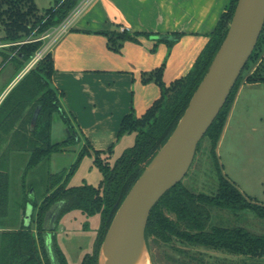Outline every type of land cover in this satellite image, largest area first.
Instances as JSON below:
<instances>
[{
  "label": "trees",
  "instance_id": "16d2710c",
  "mask_svg": "<svg viewBox=\"0 0 264 264\" xmlns=\"http://www.w3.org/2000/svg\"><path fill=\"white\" fill-rule=\"evenodd\" d=\"M238 1H229L208 44L186 76L167 85L163 80L165 65L142 75L144 84L156 83L160 87L161 96L143 115H136L132 109L124 118L119 138L134 134L135 141L113 165L109 161L112 149L107 152L93 150L94 162L103 177L98 187L88 184L69 186L82 159L92 155L88 143L80 149L70 169L51 171L54 155L72 151L81 142L72 119L63 108L60 94L53 86L55 64L52 54H47L22 78L0 106V150L5 145L4 151L0 152V228L5 229L0 234V264H68L56 242L55 231L51 233L50 245V234L44 229L45 216L56 204L60 207L57 223L63 215L74 210L87 216L100 215L101 226L94 253L86 255L82 262L99 264L101 246L118 209L178 126L227 36ZM79 2L53 0L50 9L41 11L35 0H0V42L10 44L9 53L2 54L3 63L13 64L17 71L25 68L43 45V41L37 39L62 24ZM100 33L107 37L108 46L116 52L125 42L138 43L139 37L149 36L130 33L126 29ZM255 63L254 71L244 76ZM243 80L251 85L264 84V30L228 101L201 141L209 142L218 191L215 194L196 193L182 180L164 194L152 209L145 232L153 264H156L153 244L175 252L171 255L174 264H235L210 261L211 256L207 258L201 250L240 257L243 264H264V233L257 234L242 226H230L223 221L214 223L213 220L214 213L237 215L249 211L264 221V205L245 196L226 177L217 153ZM58 119L67 134L62 141L53 139V127ZM17 161L25 163L20 201L14 198L12 191V169ZM32 171L44 177L28 184L27 178ZM37 187L44 190L41 203L35 197ZM30 205L33 215L31 223L27 224L25 216Z\"/></svg>",
  "mask_w": 264,
  "mask_h": 264
},
{
  "label": "crops",
  "instance_id": "0c3cea01",
  "mask_svg": "<svg viewBox=\"0 0 264 264\" xmlns=\"http://www.w3.org/2000/svg\"><path fill=\"white\" fill-rule=\"evenodd\" d=\"M229 1L97 0L84 12L51 51L55 64L53 86L79 133L80 148L88 143L92 147L90 157L95 159L93 150L114 152L132 136L119 138L124 118L132 109L136 115H143L161 96L160 87L156 83L144 84L142 75L165 65L163 80L167 85L186 76L208 44ZM122 29L149 36L139 37L138 43L125 42L116 52L100 32ZM0 45H6L0 47L1 106L27 73L24 74L26 67L17 71L13 64L3 63L2 54L9 53L10 44ZM246 85L251 84L240 87L217 152ZM4 149L5 145L0 152ZM4 230L0 228V234ZM33 230L36 231L35 224Z\"/></svg>",
  "mask_w": 264,
  "mask_h": 264
},
{
  "label": "rangeland",
  "instance_id": "374dc122",
  "mask_svg": "<svg viewBox=\"0 0 264 264\" xmlns=\"http://www.w3.org/2000/svg\"><path fill=\"white\" fill-rule=\"evenodd\" d=\"M41 11H46L53 6V0H36ZM1 29V28H0ZM0 37L2 33L0 32ZM255 64L245 71L244 76L254 71ZM28 66V64H27ZM26 66V67H27ZM244 84V80L241 86ZM67 136L66 129L61 120H56L53 127L54 141H62ZM135 141V135L125 138L115 149L109 159L113 165L122 152ZM78 150L76 151V149ZM80 146L72 151L56 154L52 157L51 171L70 169L76 162ZM223 173L235 184L248 198H252L264 205V84L246 85L240 92L230 128L217 152ZM21 161L12 169V191L14 198L21 200L23 191L22 175L25 167ZM44 177L38 172H31L27 178L28 184H33ZM102 174L96 166L94 159L86 156L82 159L76 172L72 175L69 186H81L84 184L98 187L102 181ZM183 183L196 193L215 194L219 188V182L213 165L210 146L207 140L201 143L200 150L196 153L188 174ZM41 186V185H40ZM39 186V187H40ZM37 187L35 197L41 203L43 187ZM16 190V191H15ZM18 191V192H17ZM30 208V207H28ZM37 209L34 217H36ZM214 223L225 222L230 226H242L257 234L264 233V221L257 218L252 212H244L235 215L232 212L214 213ZM101 226L99 214L87 216L78 210L66 213L56 224L55 239L65 255L68 264H82L86 255L94 253L96 240ZM106 237V236H105ZM51 240L49 244L51 245ZM156 264H174L171 255L175 252L163 246L152 245ZM210 261L223 260L228 263H242L240 257H233L222 253L206 252Z\"/></svg>",
  "mask_w": 264,
  "mask_h": 264
},
{
  "label": "water",
  "instance_id": "95a60500",
  "mask_svg": "<svg viewBox=\"0 0 264 264\" xmlns=\"http://www.w3.org/2000/svg\"><path fill=\"white\" fill-rule=\"evenodd\" d=\"M263 30L264 0H239L227 36L178 126L118 209L101 246L99 264L102 252L118 228V245L108 252L107 264H128L137 246L144 244L147 248L145 232L152 209L188 174L199 144L228 101ZM29 207L25 216L27 224L33 215V206ZM59 216L57 204L45 216L44 229L50 235Z\"/></svg>",
  "mask_w": 264,
  "mask_h": 264
},
{
  "label": "built area",
  "instance_id": "2783aa9c",
  "mask_svg": "<svg viewBox=\"0 0 264 264\" xmlns=\"http://www.w3.org/2000/svg\"><path fill=\"white\" fill-rule=\"evenodd\" d=\"M97 0H80L75 9L70 15L60 24L58 27L44 34L37 41H43L41 49L36 53L35 57L31 60L28 66L24 70V74L28 73L40 60H42L47 54L51 53L55 45L60 41L64 35H66L75 26L78 18L86 12ZM125 29H122L124 31ZM6 45H0L5 47Z\"/></svg>",
  "mask_w": 264,
  "mask_h": 264
},
{
  "label": "bare ground",
  "instance_id": "6f19581e",
  "mask_svg": "<svg viewBox=\"0 0 264 264\" xmlns=\"http://www.w3.org/2000/svg\"><path fill=\"white\" fill-rule=\"evenodd\" d=\"M118 235L119 228L116 232L111 236L110 241L105 249V251L101 254L100 263L107 264L108 262V252L113 251L118 245ZM128 264H153L150 253L148 252L146 246L144 244H140L137 246L131 254Z\"/></svg>",
  "mask_w": 264,
  "mask_h": 264
},
{
  "label": "flooded vegetation",
  "instance_id": "af4514ba",
  "mask_svg": "<svg viewBox=\"0 0 264 264\" xmlns=\"http://www.w3.org/2000/svg\"><path fill=\"white\" fill-rule=\"evenodd\" d=\"M51 236V241H52V234L51 235H49V237ZM49 237H48V239H49Z\"/></svg>",
  "mask_w": 264,
  "mask_h": 264
}]
</instances>
